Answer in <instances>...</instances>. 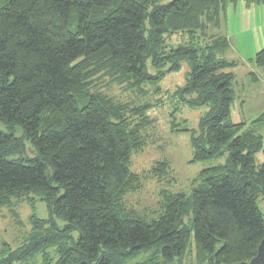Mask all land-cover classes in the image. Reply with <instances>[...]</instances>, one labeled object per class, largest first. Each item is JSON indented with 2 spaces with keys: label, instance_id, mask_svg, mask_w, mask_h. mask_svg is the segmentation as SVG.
<instances>
[{
  "label": "trees",
  "instance_id": "obj_1",
  "mask_svg": "<svg viewBox=\"0 0 264 264\" xmlns=\"http://www.w3.org/2000/svg\"><path fill=\"white\" fill-rule=\"evenodd\" d=\"M237 1L0 0V208L35 193L51 215H31V231L16 248L3 244L0 264H29L38 255L51 264V247L55 264H126L142 254L135 264L190 258L237 264L257 255L264 239V137L256 125H264V111L231 121V69L239 62L225 58L230 41L219 31L227 6ZM172 35L181 41L170 44ZM251 59L250 80L256 72L263 79L264 47ZM184 63V86L165 94L207 107L197 133L190 130L191 161L228 156L201 170L189 194L162 190L150 219L124 199L142 185L131 161L146 144L154 103L109 92L119 85L147 93L146 85ZM169 116L171 132L187 130ZM23 138L36 157L21 156ZM171 170L164 159L149 173Z\"/></svg>",
  "mask_w": 264,
  "mask_h": 264
},
{
  "label": "rangeland",
  "instance_id": "obj_2",
  "mask_svg": "<svg viewBox=\"0 0 264 264\" xmlns=\"http://www.w3.org/2000/svg\"><path fill=\"white\" fill-rule=\"evenodd\" d=\"M225 17L222 21L220 33L229 38L230 49L225 54L228 60H236L239 65L232 68L235 73V99L231 103V121L242 122L251 121L259 113L264 111V78L256 72L257 79L250 80L251 69H254L252 59L254 55L264 47V4L246 3L242 0L237 4H230L226 8ZM171 44H177L181 41L179 36L172 35L167 39ZM187 65L184 63L179 71L168 73L156 83L146 85L147 93H137L126 89L124 86H112L109 93L113 96L123 98L126 101H135V103H154V106L148 110L147 116L151 121L149 127L144 132L145 145L134 153L131 161V169L141 177V187L139 190L128 193L125 197L126 204L134 208L141 216L156 218L159 212L160 192L168 188L172 192L184 191L189 194L192 190V180L197 178L199 172L213 166L225 164L228 153L224 152L221 156L207 160L195 162L191 161L193 152L191 145L190 130L197 133L200 120L206 113L207 107H191L183 104L176 99L169 100L165 92H173L178 86H184ZM134 94L136 96H134ZM133 101H132V100ZM136 99V100H134ZM162 100V103H158ZM157 101V102H156ZM179 124L181 129L186 131L169 130V114ZM256 130L264 137V125H256ZM2 129L5 126L0 124ZM15 135L22 136V130L16 125ZM23 158H34L37 152L30 144L29 140L24 139ZM166 159L171 171L163 177L152 175L149 171L154 163ZM47 175H51L52 169H46ZM168 182L166 186V181ZM32 200H23L13 202L12 204L0 208V248L3 244L16 248L24 241L25 236L31 231V215L39 218L51 217L45 201L33 193ZM261 210L264 212V201L259 202ZM57 226L63 228L64 222L54 215ZM188 218L186 217L185 220ZM74 239L77 234L74 233ZM52 263L58 257L55 249L48 250ZM193 257V254L191 255ZM139 255L133 260H128L126 264H135L136 261L143 259ZM193 260V259H192ZM186 259L184 264H193V261ZM41 255L36 256L32 263L42 264Z\"/></svg>",
  "mask_w": 264,
  "mask_h": 264
},
{
  "label": "water",
  "instance_id": "obj_3",
  "mask_svg": "<svg viewBox=\"0 0 264 264\" xmlns=\"http://www.w3.org/2000/svg\"><path fill=\"white\" fill-rule=\"evenodd\" d=\"M257 251V255L248 262H237V264H264V239H262Z\"/></svg>",
  "mask_w": 264,
  "mask_h": 264
},
{
  "label": "crops",
  "instance_id": "obj_4",
  "mask_svg": "<svg viewBox=\"0 0 264 264\" xmlns=\"http://www.w3.org/2000/svg\"><path fill=\"white\" fill-rule=\"evenodd\" d=\"M256 157H257V160H259V162H261L263 159V153L262 152L257 153Z\"/></svg>",
  "mask_w": 264,
  "mask_h": 264
}]
</instances>
